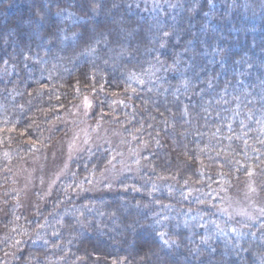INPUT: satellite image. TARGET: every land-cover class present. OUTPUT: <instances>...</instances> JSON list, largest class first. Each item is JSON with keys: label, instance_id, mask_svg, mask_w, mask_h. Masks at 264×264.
<instances>
[{"label": "trees", "instance_id": "1", "mask_svg": "<svg viewBox=\"0 0 264 264\" xmlns=\"http://www.w3.org/2000/svg\"><path fill=\"white\" fill-rule=\"evenodd\" d=\"M87 95L116 140L29 216L15 176ZM249 182L264 199V0H0V264H264V219L219 211Z\"/></svg>", "mask_w": 264, "mask_h": 264}, {"label": "rangeland", "instance_id": "2", "mask_svg": "<svg viewBox=\"0 0 264 264\" xmlns=\"http://www.w3.org/2000/svg\"><path fill=\"white\" fill-rule=\"evenodd\" d=\"M141 1L146 8L153 10L163 3V0ZM58 16L69 21L77 19L68 10L62 11ZM93 105V97L87 95L66 111L63 114V134L41 156L33 157L18 171L14 191L19 197L17 205L25 214L30 216L38 206L48 203L55 188L80 155L114 144L116 134L105 124L92 120ZM124 156L126 160L130 159V156ZM117 177V170L112 169L101 181L111 187V181H115ZM219 211L224 217L242 223H255L264 219V199L258 193L256 185L249 182L239 195L236 193L227 196Z\"/></svg>", "mask_w": 264, "mask_h": 264}]
</instances>
